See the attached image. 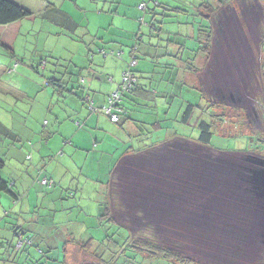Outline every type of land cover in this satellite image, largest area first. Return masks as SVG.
Instances as JSON below:
<instances>
[{
	"label": "crops",
	"instance_id": "obj_1",
	"mask_svg": "<svg viewBox=\"0 0 264 264\" xmlns=\"http://www.w3.org/2000/svg\"><path fill=\"white\" fill-rule=\"evenodd\" d=\"M12 1L34 15L0 27V41L14 55L18 38L30 34L34 49L39 48L40 54L47 56L40 58L36 68L26 65L24 59L12 60L5 69L0 65V84L5 71V75L15 74L39 86L42 80L36 84L23 72L46 71L49 65L50 77H43L42 84L53 87L32 93L6 82V93L16 103L34 104L43 93L47 100L42 101L45 104L41 112L23 136L13 134L11 127L0 121L8 130L7 136L0 135L21 144L18 150L24 163L18 169L12 168L13 175L6 180L15 200L13 211L19 201L16 218L26 219L23 224L9 223L12 213L5 207L0 218L3 228L14 226L12 235L18 238V244L32 245L45 240L49 242L47 252H51L57 248L53 242L65 240L62 264H87L83 257L88 254L97 262L88 264H109L117 247L107 242L113 240V234L125 236L123 240L132 239L136 232L128 225L264 226V43L257 45L260 53L257 59L247 61L252 69L243 67L236 79L227 72L218 81L203 77L214 61L211 57L214 19L222 16L224 8L238 10L235 0L219 8L209 19L212 41L208 58L190 54L191 51L185 56V44L176 41L177 31L167 32L169 43L163 40L155 45L152 35L156 31L151 17L142 22L148 34L140 29L131 33V39L139 38L132 49H136L135 73L141 76L137 75L134 90L123 97L121 119L116 124L109 121L102 108L107 106L109 95L120 84L131 60L123 51V41L113 37L121 42L112 47L115 41H105L98 32L91 35L89 31L84 32V40L82 35L84 44L74 49L72 44L58 42L64 38L75 43L78 27L73 30L60 25L55 8L62 5L58 6L56 0ZM253 1L264 10V0ZM140 6L138 9L143 10ZM164 7L173 9L166 4ZM97 13V17L103 15L102 8ZM190 13L187 11L188 16ZM155 20L161 23L158 34L171 24L168 17L157 16ZM63 50L69 52V61L58 57ZM117 52H121L120 58H116ZM20 66L23 72L15 73L13 70L20 71ZM158 69L161 73L157 74ZM90 104L94 111L89 109ZM188 105L193 108L185 120ZM16 108V104L7 106L10 111L6 113ZM25 111L28 115L34 112L32 107L18 109L20 114H26ZM20 114L18 122L25 127L26 115ZM200 114L209 121L201 119ZM201 122L212 126L209 144L201 140ZM40 125L49 129L41 131ZM44 177L51 182L50 189L40 184ZM57 203H61L60 208ZM68 209L70 214L78 210L85 219L73 220L62 215L58 222V214ZM109 225L117 227L112 235ZM1 233L2 229L0 240ZM248 238L264 239V234L249 230ZM103 241L107 244L102 245L105 249L100 255L107 259L99 262L93 251ZM2 245L0 249L7 248ZM20 250L14 246L15 255L2 250L5 262L24 264L31 260ZM51 258L58 259V254Z\"/></svg>",
	"mask_w": 264,
	"mask_h": 264
},
{
	"label": "rangeland",
	"instance_id": "obj_2",
	"mask_svg": "<svg viewBox=\"0 0 264 264\" xmlns=\"http://www.w3.org/2000/svg\"><path fill=\"white\" fill-rule=\"evenodd\" d=\"M56 1L58 6L62 5L60 9L63 12L67 13L78 25V28L75 30L74 34V37L76 38L74 39L75 43H70L64 38L58 41L59 43L62 42V44L68 45L72 44L73 48L76 49V45L81 46L84 44V41L81 40L84 32L86 33L90 31L91 35L98 32V35L104 37L105 41L108 40L116 42V44H112V47H117L116 45L123 41L121 42L123 44V51H125V54L128 58L131 57L130 53L132 51V46L134 44H137L139 40V38L138 40H134L135 38L133 37L131 39L129 36L131 35V33H134L139 29L140 31H142V33L148 34V29L142 22L148 21L151 16V10L154 9V5L156 3H163L172 8H181L191 13L189 16L183 14L179 15L176 14V12H173L172 9H164L165 7L157 9L155 12L159 13V15H163L165 18L168 17L170 19L168 20V22H170L171 24L165 25L167 28L165 27L161 34L156 33L152 35L153 43L155 45H158V43L162 42L163 40L166 42V35L168 31L174 33L177 31L178 37H176V41H178V43L185 44V56H188L187 52L191 51L190 54H193V50H196L199 45L198 43H193L194 41H196L197 37H200L198 33V30L200 29L199 26L201 24L206 25L205 23L200 22V17L193 16L195 15V11L191 7L199 4V0ZM235 2L238 5V10H235L233 7L232 9L229 8L228 10L224 8L222 9V16L220 18L217 16L216 19H214V44L212 43L213 48L211 51V57H213L214 61H212V64L210 65L208 70H206V73L203 74L204 79L212 78L213 81H218L217 78L225 76V72H227L230 78L236 79L238 77V72H241L243 67H246V69L250 68V70L252 69V64H247V61H254L255 59H257L256 57L260 55L257 45L262 42L264 43V10H261L259 5L253 0H235ZM185 3H188V5H185ZM142 4L145 6V9H138V6ZM101 8L103 11V15L97 17V11H99ZM146 9L150 10V12H148ZM37 22L40 24L39 21ZM185 23H188V25ZM191 27L193 29H191ZM124 29L130 31V34L125 33L123 31ZM30 37L31 35L29 34V36L22 35L18 38V41L14 45V55H11L10 51L8 50L5 51L4 47L0 44V65H3L4 69L8 67L9 63L14 59H24V63L26 65L29 66L30 64L34 68H36L38 67L40 58H45L47 56L44 54H40L41 52L39 48L37 50L34 49V43L32 41H29ZM83 37L84 40L85 35ZM113 37H115L116 39H120L121 41L119 42V40H115L113 39ZM170 42L172 41L170 40ZM166 43H169V40ZM262 51V55L264 56V48ZM61 53V56L58 57H61L62 61H69V52L63 50V52ZM48 57L50 58V55H48ZM49 58H47V62L52 63V60H50ZM116 58L119 57H117L116 55ZM137 58L139 59V56H137ZM49 68L50 67L48 65L46 71H39L38 73L34 69H28L29 71L26 69V71L23 72L22 66H20V71L13 70L15 71V73H26V76L29 75L28 77H30L32 80H35L36 84H38L39 80H42L39 85L40 87L31 85L28 80L23 81L21 78L16 77L15 74L11 76L5 75V71L2 72L4 75L0 84V121L2 120V122L6 126H10L11 128L9 129H11L13 134L20 136L26 134L27 128H29V126L32 127L33 122L35 121V116H37L39 112H41V108L45 104V102L43 103L42 101L47 100L44 98L43 93L37 98V102L34 104L22 101L20 102V104L16 103L14 97L12 95L9 96V93H6V82L14 88L25 89L27 92L29 91L32 93L39 88L41 90L47 88L50 89L53 87L51 85H43L45 82H43L42 79L43 77H50ZM158 73H161V70L158 69L157 74ZM137 75L141 76L140 74ZM12 78L15 80H12ZM139 81L141 82L143 80L140 79ZM206 82L207 84L209 83L208 80ZM223 100L225 99L223 98ZM6 104L8 107L16 104L17 108L14 110V112L11 111L9 114H7L6 110H10L7 109V106H5ZM2 107L4 109H2ZM28 107H32L34 110V112H32L30 115H28L26 111V114H24V112L23 114H20L18 112V109L22 110L23 108ZM19 114L24 117L26 115L27 122L25 123V127H23L21 122H18ZM46 115L47 118H49L50 115ZM200 117L206 122L209 121V119L207 120L205 118L204 114H200ZM50 122L51 124L53 123L52 121ZM40 126L41 131L44 129H49V126ZM22 142H24V139H22ZM221 143L222 142L219 141L218 145H220ZM20 145L21 144L19 143L14 144L12 143L11 139L3 138L0 135V160L4 162V167L0 172V176L2 178L6 179L9 177V175H13L12 168L18 169L19 167H21V165L24 164L22 161V156H19V153H21L18 150L20 149ZM14 201L15 200L12 195L0 192V218L4 209L3 207H5L6 211H11L10 213L14 214V216L12 214L9 215V223L18 224V222H20L21 224H23V221L26 219V217L22 216L21 218H16L19 201H17L16 209L13 211V209L15 208ZM57 207L60 208L61 203H57ZM91 212L93 211L90 210V213ZM62 215H65V218L70 217L73 220L74 217L85 219L83 215L79 216V211L76 209H74L71 214L69 209L64 212H60L57 216L58 222L59 220H61V218H63ZM66 221L67 224L71 226V224L69 223V219H66ZM40 222L41 221H39V223ZM56 227H58V229L62 228L61 225H56ZM126 227L136 232L133 234L132 239L129 240V243H138L139 246H141V244L145 242L158 245L162 248L177 252L184 258L190 259V261L194 264H264V239L248 238L249 230H253V232L261 234L263 232L264 234V226H250L247 224H217L193 226L128 225ZM107 228L108 230H110L109 235H112V232L117 230L116 226L109 225L107 226ZM0 229H2V240L0 241L3 243L2 246L7 247H2L0 249V264L8 263L5 262L7 258L4 256V253L7 255H15L16 252L14 251L13 246L16 247L17 251L22 248V251L27 255V257L25 256L26 259L30 256L31 260L26 261L24 264H32V261L36 260H39L40 263L46 262V264H62L64 253L63 244L65 240H57L53 242V246H56L57 248L53 249L51 252H47L49 248V242L45 240L35 241V243L32 242V245L26 244L25 242L21 245L20 248H18V238H13L12 235L14 226L9 225L6 227L4 225L3 228L2 224L0 226ZM103 236L100 235V237ZM124 237L125 236L123 235L113 234V240L107 243H109L110 246L114 241L122 243L124 242ZM103 242L104 244H107L106 241ZM102 247L103 246L101 245V249L97 251V255H100V253L102 254ZM2 250L4 251V253ZM57 254L58 259L55 260L54 258V260H51V257H56ZM129 254L130 256L133 255L132 253ZM102 257L103 260L107 259L106 256ZM83 259L87 264L92 262L97 263L91 259V255L89 254L84 255ZM139 261L140 260L137 257L135 263H138Z\"/></svg>",
	"mask_w": 264,
	"mask_h": 264
},
{
	"label": "trees",
	"instance_id": "obj_3",
	"mask_svg": "<svg viewBox=\"0 0 264 264\" xmlns=\"http://www.w3.org/2000/svg\"><path fill=\"white\" fill-rule=\"evenodd\" d=\"M45 1H48V0H45ZM230 1L231 0H199V4H197L196 6H193V7L190 6V7L195 11V15H193V16L200 17L201 18L200 22L204 23V21H205V24L207 25V24H209L210 17L219 8H221L225 4L229 3ZM49 5L53 6L52 4H49ZM164 5L165 4H163V3H156V5H154V9L151 10V16H150L151 17V23H152V21L154 22V24H151V25H153L152 27L155 29L154 31H156V33H160L161 23H159L155 19L157 16H163V15H159V13H157L155 11L157 9L163 8ZM187 5H188V3H187ZM55 11L58 15L59 21H61L60 25L62 27H64L65 29L73 28V30H75L78 27V25L76 23H74L69 18V16L67 14H65L64 12H62L59 8H55ZM172 11L176 12V13H180V12L185 13L187 15V11L182 10L181 8H173ZM149 12H150V10H149ZM33 15L34 14L32 12H30L29 10L25 9L24 7L15 3L12 0H0V27H7L11 24L18 23L22 20L32 18ZM206 25L201 24L199 26L200 29L198 30V33H199L200 37L196 38V41L199 45H198L197 49L194 50L193 53H195V56L200 54L201 56L208 58L210 55V49H211L212 30H211L209 25H207V26ZM0 43L6 50H8V48L4 44H2L1 41H0ZM179 46H180L179 48L182 50L183 46L182 45H179ZM134 49L135 48L133 47V49L130 53V55H131L130 58L133 57L136 60V58H135L136 49L135 50ZM120 54H121V52H120ZM120 56H119V58H120ZM132 72L134 73V75L136 77V83L134 84L133 88L129 92L122 94L121 99H120V103H119L120 108H121V101H122L123 97L125 95L131 93L137 85L138 78H137V75L135 73L134 68L132 69ZM212 107H214V105ZM192 108L193 107L190 105L187 106V111H186V114L184 116L185 120L188 117V114L190 113V110ZM121 110H122V108H121ZM120 119H121V115H120ZM199 129H200L202 142L205 144H209V140L211 139L212 133H213L212 132V126L210 124L205 123V122H201L199 124ZM7 133H8V130L3 128V126L0 124V134L7 136ZM3 167H4V162L2 160H0V172L3 169ZM0 192L13 195V193L9 187V182L6 179L2 178L1 176H0ZM15 231H16L15 233H17V230H15ZM1 244H3V243L0 242V245ZM29 244H30V242H29ZM113 244L117 248L112 253L111 258H109L110 259L108 262L109 264H121V263L122 264H155V263L156 264H194L193 262L190 261V259L184 258L183 256H181L177 252L162 248L158 245H154L151 243L145 242V243L141 244V246H139L138 243L132 244V243H129V240H124V242H122V243H118V242L114 241ZM100 245H105V244H104V242H101ZM99 249H101V246H99V248H97L93 251V257H95L99 262H103L102 261L103 257L101 255H97V251ZM102 249L104 251L105 247L103 246ZM20 251H22V250H20ZM129 253H132L133 255L130 256ZM137 257L139 258L140 261L138 263H135V260ZM32 264H46V262L40 263L38 260V261H32Z\"/></svg>",
	"mask_w": 264,
	"mask_h": 264
},
{
	"label": "built area",
	"instance_id": "obj_4",
	"mask_svg": "<svg viewBox=\"0 0 264 264\" xmlns=\"http://www.w3.org/2000/svg\"><path fill=\"white\" fill-rule=\"evenodd\" d=\"M140 8L144 9L145 6L142 4ZM116 55L119 57L121 54L120 52H117ZM136 64L137 61L132 57L128 64L127 70L121 76L120 84L117 86L116 90L109 95L107 99V106L102 108L103 114L108 117L111 123L116 124L120 121V115L122 113V110L119 107L120 99L122 94L129 92L136 83V77L132 72V69L135 68ZM89 109L94 111V108L91 104L89 105ZM27 158H29V156ZM40 184L47 189L52 187L51 182L45 177L41 179ZM22 243L23 242H20L17 247L19 248Z\"/></svg>",
	"mask_w": 264,
	"mask_h": 264
}]
</instances>
